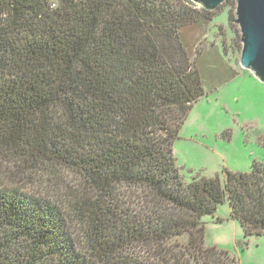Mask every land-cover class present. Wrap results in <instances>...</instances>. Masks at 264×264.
<instances>
[{"label":"trees","instance_id":"trees-1","mask_svg":"<svg viewBox=\"0 0 264 264\" xmlns=\"http://www.w3.org/2000/svg\"><path fill=\"white\" fill-rule=\"evenodd\" d=\"M214 17L190 0H0V264H236L206 240L226 200L264 237V162L187 183L174 155L205 96L182 32Z\"/></svg>","mask_w":264,"mask_h":264},{"label":"rangeland","instance_id":"rangeland-1","mask_svg":"<svg viewBox=\"0 0 264 264\" xmlns=\"http://www.w3.org/2000/svg\"><path fill=\"white\" fill-rule=\"evenodd\" d=\"M232 2L227 0L211 11L214 22L195 24L182 32L205 88V96L193 105L174 144L177 165L187 183L217 177L223 183L228 172L247 173L254 162H264V83L240 65L241 33L235 22L236 2ZM218 219L224 222L218 224ZM204 222L207 245L227 252L236 264H264V237H245L228 200Z\"/></svg>","mask_w":264,"mask_h":264},{"label":"water","instance_id":"water-1","mask_svg":"<svg viewBox=\"0 0 264 264\" xmlns=\"http://www.w3.org/2000/svg\"><path fill=\"white\" fill-rule=\"evenodd\" d=\"M206 11L218 9L227 0H190ZM236 24L241 33L240 65L264 83V0H235Z\"/></svg>","mask_w":264,"mask_h":264}]
</instances>
